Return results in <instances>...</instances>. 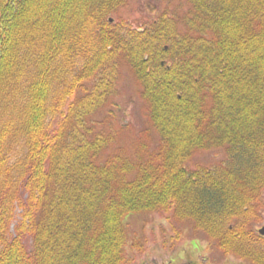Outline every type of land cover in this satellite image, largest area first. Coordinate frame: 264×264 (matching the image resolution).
<instances>
[{"label":"trees","instance_id":"obj_1","mask_svg":"<svg viewBox=\"0 0 264 264\" xmlns=\"http://www.w3.org/2000/svg\"><path fill=\"white\" fill-rule=\"evenodd\" d=\"M0 0V264H129L125 217L170 212L264 264V0ZM127 64L158 149L109 153L99 115ZM225 149L189 168L197 151Z\"/></svg>","mask_w":264,"mask_h":264},{"label":"rangeland","instance_id":"obj_2","mask_svg":"<svg viewBox=\"0 0 264 264\" xmlns=\"http://www.w3.org/2000/svg\"><path fill=\"white\" fill-rule=\"evenodd\" d=\"M180 0H128L113 17L124 19L134 27L157 19L164 12L175 11ZM108 131L115 133L109 153L123 150L127 156L143 158L156 151L161 139L149 118L148 104L142 85L127 64L119 74L118 90L111 104L99 115ZM226 158L225 149L197 151L189 168L212 167ZM260 217L254 222L256 231L264 226V191L259 202ZM128 234L129 264H253L227 254L195 228L190 220L179 219L170 212L132 213L125 217Z\"/></svg>","mask_w":264,"mask_h":264},{"label":"water","instance_id":"obj_3","mask_svg":"<svg viewBox=\"0 0 264 264\" xmlns=\"http://www.w3.org/2000/svg\"><path fill=\"white\" fill-rule=\"evenodd\" d=\"M259 233H260L261 235H264V227L261 228V229L259 230Z\"/></svg>","mask_w":264,"mask_h":264},{"label":"flooded vegetation","instance_id":"obj_4","mask_svg":"<svg viewBox=\"0 0 264 264\" xmlns=\"http://www.w3.org/2000/svg\"><path fill=\"white\" fill-rule=\"evenodd\" d=\"M258 235L260 236V237H262V238H264V236H262V235H260L259 233H258ZM243 261H247V260H243ZM250 262V261H249ZM252 263V262H251ZM254 264V263H253Z\"/></svg>","mask_w":264,"mask_h":264}]
</instances>
